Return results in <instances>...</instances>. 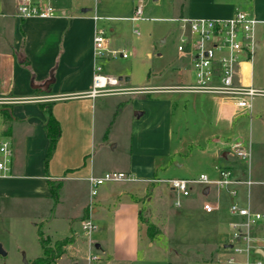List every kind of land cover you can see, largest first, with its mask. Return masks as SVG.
<instances>
[{
	"label": "crops",
	"instance_id": "1",
	"mask_svg": "<svg viewBox=\"0 0 264 264\" xmlns=\"http://www.w3.org/2000/svg\"><path fill=\"white\" fill-rule=\"evenodd\" d=\"M36 1L51 6L56 12V16L51 18L31 17L20 19L16 16L15 0H0V113L2 112L5 115L12 114V119H15L0 133L9 138H14L12 141L11 176L0 179V187L18 184L31 188L33 192H38L41 188L38 184L45 187V190L49 189L47 188L48 181L55 182L57 186L61 187L65 181L72 182V185L81 182L88 190V199L79 207L80 212L76 217V224L79 227V221L82 218H89L94 224V230L89 236L94 239L93 245L96 249L94 253L98 256V259L93 264H172L169 259L171 255H174L177 259L175 264L178 263L176 261H180V264H232L234 262L232 257H226L225 260L221 261L218 256L220 244H223L224 248L232 246L227 243L226 239L219 238V235L224 234V231L221 230L222 226L228 227L230 222L241 219L239 216L234 219L227 214V207L223 209L219 203H215L212 205L214 207L212 211L205 212L202 206L205 203L209 204V202L204 201L202 203L199 211L202 215L210 217L206 226H212L214 232L212 238L209 237V239L202 240V242L208 243L211 246V250L200 255L195 254L187 260H184L185 256L183 254H177L173 248L164 243L163 231L150 221L153 207L156 208V206L162 204L166 210L165 198L167 196H170L169 198L173 200L174 207L180 208L196 191L199 190V193L207 194L210 186H212L210 184H195L191 187L189 195L186 197H179L167 185L165 187L166 190L159 186V183H164L159 180L195 178L194 176L159 177L161 173L167 170L165 168L166 158H170L177 153L175 146L170 144L171 126L167 114L161 120L162 125L159 121H153L150 126H145L140 123L143 121L140 119L146 117L145 111L139 109L140 111L134 112L135 117L131 122L128 154L123 168L114 169L105 166L102 162H97L94 156H91L95 144L92 103L96 97L102 95L94 97L87 95L92 86L94 65L92 55L93 32L96 26L102 27L105 31L106 49L112 50L109 49L113 48L111 47L113 42L108 32L110 34L113 32L119 33L118 26L113 23L104 24L103 22L114 15H125L131 20L130 17L134 16L137 5L141 6L142 14L141 1ZM168 8L169 12L175 16V19L228 18L237 10L244 11L261 20L254 32L255 49L252 57L255 53H260L261 55L262 52L264 55V29L259 28V25H264V0H169ZM93 16H96L97 19L94 20ZM133 30L132 32L134 33ZM176 30L179 34L178 27H176ZM256 32L257 38L255 37ZM179 56L185 55L179 54ZM252 57L243 60L239 64L237 77L243 84H249L260 89L254 86L253 83ZM183 71L179 69V72ZM120 78L122 80V77ZM124 80H128V78H124ZM186 80H192L191 69ZM156 87L151 88L155 89ZM117 88L122 89L123 91L119 93L127 95L129 100H136L139 97L144 99L155 98L158 94L165 93L155 90L136 91L135 88L125 85H120ZM60 101L66 105V109L59 114L55 113L53 105L55 102ZM45 103L50 104L51 113L60 128L55 146L57 148L60 145L59 147L69 151V154L67 156L61 155L56 161L51 160L50 165L47 167L45 165L47 163V161L45 162V153L43 168L46 170L47 167V171L42 175L39 172L40 168H42L40 160L35 165L36 173L29 170L31 162L28 160L30 157L28 141L30 138H34L36 134L38 138L40 136L42 140L45 139L48 145L43 128L45 113L40 105ZM214 104L216 105L212 110V117L215 122H226V128L229 127L232 130L234 118L244 112H236L228 101L217 99ZM70 105H73V113L70 110ZM14 107H22L24 110H21L20 113L15 112L13 110ZM167 113L171 115L170 111ZM80 114L85 115L84 121L80 117L75 120V116ZM80 124L82 125L80 133L82 139L78 145L72 137ZM14 127L18 131V136L16 132L13 133ZM31 130L33 135L29 137L27 134ZM222 134V130L215 129L212 131L211 136L213 137L211 139L205 137L207 140H211L212 144V152L209 155L215 157L218 152L216 147L228 142L226 137H230V140H232H229V144L235 142L232 139L234 137L233 134L229 136ZM153 142H156L157 145L154 146ZM239 142L245 145L243 141ZM206 151H209L208 146H205L200 152L205 153ZM220 155L226 157L227 153L221 151ZM175 165L180 166L178 162ZM224 166L231 170L235 179H242L240 176L243 174L242 168L233 163H227ZM214 167L218 166H213V169ZM108 171L129 173L132 175L133 180L105 182L96 188L94 196H90L87 177L90 175L100 176ZM201 173L205 172H200L199 174ZM207 175L210 178L216 177L215 169L214 172ZM33 180L37 181L38 184L34 185L35 182H28ZM238 185L234 186L236 192V186ZM218 190L220 189L214 187V200L217 201V197L219 200L229 197L230 194L225 190H220L223 191V195H218ZM176 200L179 201L178 205L174 204ZM142 207L150 210L149 214L146 213L144 217L142 215ZM223 219L226 221L225 224L222 222ZM144 220H148L158 230L151 239L146 234ZM79 233H82L80 228L79 231L78 229L76 231L69 227L68 235L57 239L70 238L66 245L62 247L61 255L51 264L60 263L63 255H65V249L74 248L75 253L83 245L90 249L92 244L90 237L89 241L88 239L85 240ZM143 238L145 242L141 244ZM77 243L79 248L76 247ZM258 254L263 256L264 252L258 251ZM244 259H246L245 256ZM234 264H242V261L237 260Z\"/></svg>",
	"mask_w": 264,
	"mask_h": 264
},
{
	"label": "rangeland",
	"instance_id": "2",
	"mask_svg": "<svg viewBox=\"0 0 264 264\" xmlns=\"http://www.w3.org/2000/svg\"><path fill=\"white\" fill-rule=\"evenodd\" d=\"M140 1L142 3L140 19L132 21L125 15H114L103 22L104 24H116L119 33L110 34L108 32L113 42V46H111L113 48L109 49L114 50L117 55L115 58L106 55L98 60L99 73L105 76H114L117 80L118 77H122L116 86L125 85L133 87L135 90L137 87L147 89L189 83L190 81H187L186 77L191 69L190 60L188 55L180 57L177 51V23L174 21L173 13L169 12V0ZM259 28L263 30L264 25H259ZM133 29L138 32V35L132 32ZM255 37L257 38V32ZM120 53L126 54V57H120ZM179 69L185 71L179 72ZM124 78H128V80H124ZM252 79L254 86L260 90L264 89V55L262 52L261 55L255 53L252 57ZM216 100V97L208 94L177 92L161 93L155 98L139 97L136 100H129L127 95L120 93H105L96 97L92 103L95 144L91 156H94L97 162H102L105 166L116 169L123 168L125 165L130 143L131 122L135 117L134 112L142 109L145 111L146 117L139 119L143 120L140 123L145 126H150L153 121H159L162 125L161 120L165 118L166 114L170 119V144L175 146L177 153L166 158L165 168L167 170L161 173L160 178L197 177L200 172L206 174L214 172L213 166L222 168L226 167L224 165L227 163H233L242 168L243 174L240 175L242 179L249 176L248 178L252 181L248 187L245 185L236 186V195L227 196L225 201L219 200L218 197L217 201L214 200L215 186L212 185L213 187L210 186L207 194L199 193V190L196 191L180 208L174 207L170 196L165 198L166 210L162 204L156 208L153 207L150 221L163 231L164 243L173 248L177 254H183L184 260L195 254L200 255L211 250L208 243L202 242L214 235L213 227L206 226L210 217L202 215L199 211L204 201L211 205L219 203L223 209L227 207V214L234 219L238 215L229 213L230 203L236 201L238 205L246 206L248 202L251 211L262 215L250 227L249 234L253 238L250 241L251 244H259V239L264 235V95H256L252 99L251 109L234 118L232 130L229 127L226 128V122H215L212 117ZM22 107H14L13 110L20 113L21 110H24ZM53 107L55 113L59 114L66 109V105L61 101L55 102ZM72 108L73 105H70V110L73 113ZM168 111L171 115L167 113ZM84 116V114L76 115L75 120L80 117L84 121ZM12 117V114L0 113V133L10 122L15 120ZM81 128L80 124L72 137L78 145L82 139ZM161 129L163 128L161 127ZM215 129L222 130V135L233 134V141H243L249 151V158L241 160L231 153L229 149L231 144L229 143L232 140L230 137H226L227 143H220L221 145L216 147L218 152L215 157L209 155L212 152V144L211 140H207L205 137L211 139L212 131ZM15 132L18 136L16 127L13 128V133ZM27 135L32 137V130ZM13 139V137L9 138L11 146ZM153 145L156 146V142H153ZM59 146L57 148L55 146L48 156L47 167L51 160L56 161L61 155L69 154V151ZM205 146H208L209 151L201 153L200 151ZM46 149L47 142L40 136L38 138L35 134L34 138L29 139L30 157L28 160L34 163H30L29 170L33 173H36L35 165L39 160L42 164L39 172L42 175L46 173L47 167L46 170L43 168ZM221 151L227 153L226 157L220 155ZM177 162L180 166L175 165ZM28 182H35L34 185L38 184L35 180ZM165 183H159V186L164 190H166V185L168 186ZM52 184L56 185L55 182ZM63 184L62 187L56 185V198L53 197L50 189L45 190L41 184H38L41 187L38 192H33L31 188L18 184L0 187V249L4 252L3 255L0 254V264H33V259L42 255V246L54 248L58 238L68 235L69 227L79 231L76 217L80 212V205L88 199V190L81 182L72 185V182L65 181ZM47 188H49V183ZM218 191V195L223 192ZM149 211L148 208L142 207L143 217L146 216V213L149 214ZM242 220L243 218L230 223L240 224ZM222 222L226 223L224 219ZM240 228L244 230V226ZM221 230L224 231V234L219 235V238L226 239L227 243L233 246L244 245L241 240L233 239L232 234L235 229L230 224L228 227L222 226ZM79 234L85 240L88 239L86 235ZM89 237L92 242L90 249L84 245L76 253L74 248L65 249V255L59 264H86L89 254L96 255L94 239ZM144 242L143 238L141 244ZM222 245L220 244L218 247V256L221 261L226 257H232L234 262L240 260L242 264H255L256 261L264 264V255L249 251L246 260L243 254L233 252L232 247L224 248ZM76 247L79 248L78 243ZM169 259L172 264H175V260H177L174 255H171ZM176 263L180 264V261H176Z\"/></svg>",
	"mask_w": 264,
	"mask_h": 264
},
{
	"label": "built area",
	"instance_id": "3",
	"mask_svg": "<svg viewBox=\"0 0 264 264\" xmlns=\"http://www.w3.org/2000/svg\"><path fill=\"white\" fill-rule=\"evenodd\" d=\"M16 16L20 19L37 17L51 18L56 16L54 9L46 4H41L36 0H15ZM141 6L137 5L134 16L131 20L140 19ZM96 20L97 17L93 16ZM179 34L177 35V51L181 55H188L191 65L192 80L184 85L137 88L136 91H160L177 92L184 94H208L221 101H228L235 108L236 112H244L252 107V99L256 95H264V90L257 89L249 84H243L237 77L239 64L250 59L255 49L254 32L261 20L252 15L237 10L228 18H180L175 19ZM138 34L136 30H133ZM105 31L102 27L96 26L92 37V55L94 59L92 86L87 92L88 96L94 97L105 93H119L123 90L117 88L118 80L114 76H105L100 71L97 63L106 55L115 58L117 53L114 50H107L105 46ZM120 57L125 58L126 54L120 53ZM231 153L241 159L249 158L247 146L242 142L235 141L229 147ZM13 159V149L9 138L0 134V179L11 176V165ZM216 177L210 178L207 174L201 173L195 178H169L164 181L170 189L179 197L189 195L191 187L195 184L214 185L217 189L225 190L231 196L236 195L235 185L249 186L252 181L245 179H235L228 167H214ZM133 180L131 174L123 171H108L100 176H88L89 195L96 194V188L105 182L129 181ZM175 205L179 201L174 202ZM205 212H210L214 207L208 203L202 206ZM228 211L243 218L242 223H230L235 230L232 234L236 241L241 240L243 246H231L236 254H243L247 260L249 251L258 254L264 252V235L259 239V244L252 245L249 232L250 227L262 215L256 211H251L248 203L246 206L238 205L236 202L230 203ZM244 226V230L240 227ZM81 232L87 236L94 230V224L89 218H82L79 221ZM91 243V242H90ZM98 256L89 254L86 258L88 264H93ZM231 261V259H229ZM247 263V262H246ZM255 264H260L256 261Z\"/></svg>",
	"mask_w": 264,
	"mask_h": 264
},
{
	"label": "trees",
	"instance_id": "4",
	"mask_svg": "<svg viewBox=\"0 0 264 264\" xmlns=\"http://www.w3.org/2000/svg\"><path fill=\"white\" fill-rule=\"evenodd\" d=\"M40 105L43 107V111L45 113L43 128H44V132L47 137V140H48L46 158H45V162H46L48 156L50 155V153L52 152L55 146L56 140L60 133V128H59V124L57 120L54 118V116L51 113L50 104L45 103V104H40ZM48 183H49V189L51 190V194L53 195V197L56 198L57 197L56 185L53 186L52 181H48ZM144 222L146 224V234L151 239L158 232V230L148 220H144ZM69 239H70L69 237H66L61 240H56L55 242L56 245L54 248L42 246V255L33 259L32 263L33 264H51L57 257L61 255L62 247L66 245Z\"/></svg>",
	"mask_w": 264,
	"mask_h": 264
},
{
	"label": "water",
	"instance_id": "5",
	"mask_svg": "<svg viewBox=\"0 0 264 264\" xmlns=\"http://www.w3.org/2000/svg\"><path fill=\"white\" fill-rule=\"evenodd\" d=\"M121 78L120 77H118V80H120ZM261 253H262V251H260ZM0 254H4V252L0 249Z\"/></svg>",
	"mask_w": 264,
	"mask_h": 264
}]
</instances>
